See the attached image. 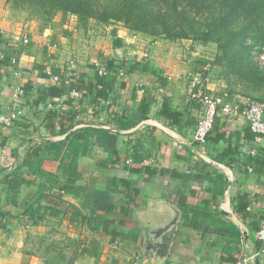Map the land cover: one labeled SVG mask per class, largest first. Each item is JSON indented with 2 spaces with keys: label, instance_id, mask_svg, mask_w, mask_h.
I'll list each match as a JSON object with an SVG mask.
<instances>
[{
  "label": "crops",
  "instance_id": "obj_1",
  "mask_svg": "<svg viewBox=\"0 0 264 264\" xmlns=\"http://www.w3.org/2000/svg\"><path fill=\"white\" fill-rule=\"evenodd\" d=\"M55 17L38 27L0 0V264H147L143 233L159 199L180 212L168 262L237 264L253 253L264 136L218 108L205 142L193 141L191 77L208 74L226 101L247 98L210 71L214 46L121 25L87 35Z\"/></svg>",
  "mask_w": 264,
  "mask_h": 264
},
{
  "label": "trees",
  "instance_id": "obj_2",
  "mask_svg": "<svg viewBox=\"0 0 264 264\" xmlns=\"http://www.w3.org/2000/svg\"><path fill=\"white\" fill-rule=\"evenodd\" d=\"M9 1V0H7ZM33 11L46 21L55 12L66 9L77 15L79 23L87 14L108 21H123L132 30H142L156 25L167 30L161 33L171 40L188 38L206 42L216 41L224 60L228 76L242 84L243 96L258 99L247 92L264 90V0H216L220 3L217 15L211 22L196 17L192 9L200 8L204 0H30ZM228 5H226V3ZM24 4L25 1H20ZM157 8L160 14H149ZM198 12V11H197ZM87 13V14H86ZM108 13H113L107 15ZM116 26L111 28L114 32ZM209 27L210 31L200 30ZM177 31V32H176ZM212 32H217L213 38ZM195 33V34H194ZM194 34V35H192ZM11 183V179L8 180ZM18 185L23 180L14 179ZM30 183V182H29ZM61 189V185H59ZM45 194H38L24 212L31 210L34 202H40ZM7 213L0 210V225Z\"/></svg>",
  "mask_w": 264,
  "mask_h": 264
},
{
  "label": "built area",
  "instance_id": "obj_3",
  "mask_svg": "<svg viewBox=\"0 0 264 264\" xmlns=\"http://www.w3.org/2000/svg\"><path fill=\"white\" fill-rule=\"evenodd\" d=\"M26 38V37H25ZM75 61L72 59L67 64V75L70 78L74 77ZM99 74H107L105 69H99ZM122 74V73H121ZM208 74L202 73L199 77H191L189 86L191 90V96L196 99L201 106V114L196 121L193 131V141L196 143L205 142L208 134L213 128L216 113L218 108L228 114L241 113L246 120L249 129L257 136H264V103L247 97L243 105L226 101L229 97L228 92L222 94L212 93L207 89L209 82ZM71 96L78 97L79 92L77 90H71ZM51 107H60L61 101L54 102ZM263 217L260 222V227L256 232V238L259 242V247L251 254L242 256L237 264H251L253 261H257L260 256L264 254V204L262 205ZM135 264L138 263V257L134 259ZM141 264V263H140ZM165 264H178L175 262H166Z\"/></svg>",
  "mask_w": 264,
  "mask_h": 264
},
{
  "label": "rangeland",
  "instance_id": "obj_4",
  "mask_svg": "<svg viewBox=\"0 0 264 264\" xmlns=\"http://www.w3.org/2000/svg\"><path fill=\"white\" fill-rule=\"evenodd\" d=\"M11 3H13L16 7H18L24 14H26L27 19L29 20H33L37 23L38 27H45V26H51L52 23L54 22V19L56 18L55 16H59L58 17V22L60 23L61 21L66 22L65 20H72L80 26L81 30L85 33V34H89V35H93L96 33H103V29L105 30L106 28H112L113 26H124V27H129V25L124 24L123 21H114V20H109L105 21L102 20L99 17H94L93 15L91 16V14H87L86 17V21L79 23L78 21V17L76 14L66 10V9H61L60 11H57L54 13V15L52 16V18L48 21H46L45 19H43L42 15H37L34 11H33V7L32 4L30 2V0H9ZM20 1H25L24 4H21ZM229 2L226 3V5H228ZM203 5L200 6L199 10L198 8L192 9L191 13H195L197 18H200L202 21H208L211 22V18H213L214 16L217 15L218 12V7H220V3L216 2V0H204V3H202ZM198 11V12H197ZM161 12L158 11L157 8H153L152 11H149V14H160ZM113 13H108L107 15H111ZM216 14V15H214ZM214 19V18H213ZM132 30V29H131ZM167 29L163 26H159L157 27L156 25H153V27H149L146 29H140L137 30L139 32H143L145 34H147L149 37L151 38H166V36H163L164 34H159L163 31H166ZM200 30H204V31H210L211 29H209V27H204L201 28ZM159 32L157 34H154V32ZM177 32V31H176ZM217 32H212L211 31V35L216 36ZM195 34V33H194ZM192 34V35H194ZM167 39H170L167 37ZM181 39H188V38H181ZM171 40V39H170ZM194 41H198V42H202L200 40H195L192 39ZM202 43H211L212 46H214V50H213V57L210 61L211 63V68L210 71H213L215 77L219 80L222 81V83L225 85V89H227L228 91H235V92H240L243 93L244 89L242 88V84H240L239 82H237L235 77H231L228 76L225 72L224 69V60L221 59V52L218 48V43L216 41H212V40H208L206 42H202ZM264 90H262L261 92L258 93H254V92H247L248 94H252L256 97H259L260 94L263 93ZM38 203V202H34ZM47 236V235H46ZM35 240V238H33V241Z\"/></svg>",
  "mask_w": 264,
  "mask_h": 264
},
{
  "label": "water",
  "instance_id": "obj_5",
  "mask_svg": "<svg viewBox=\"0 0 264 264\" xmlns=\"http://www.w3.org/2000/svg\"><path fill=\"white\" fill-rule=\"evenodd\" d=\"M159 210L154 213L155 221L145 224L142 254L147 264H165L179 219V210L171 202L159 199ZM143 232V231H142Z\"/></svg>",
  "mask_w": 264,
  "mask_h": 264
}]
</instances>
